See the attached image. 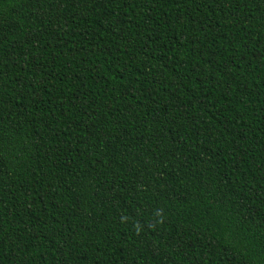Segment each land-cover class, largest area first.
Segmentation results:
<instances>
[{"label": "trees", "instance_id": "obj_1", "mask_svg": "<svg viewBox=\"0 0 264 264\" xmlns=\"http://www.w3.org/2000/svg\"><path fill=\"white\" fill-rule=\"evenodd\" d=\"M0 264H264V0H0Z\"/></svg>", "mask_w": 264, "mask_h": 264}]
</instances>
